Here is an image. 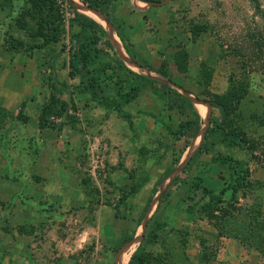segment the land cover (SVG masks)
I'll list each match as a JSON object with an SVG mask.
<instances>
[{"label":"rangeland","instance_id":"1","mask_svg":"<svg viewBox=\"0 0 264 264\" xmlns=\"http://www.w3.org/2000/svg\"><path fill=\"white\" fill-rule=\"evenodd\" d=\"M67 1L65 32L45 43L35 19L15 22L30 0H0V264H127L137 247L143 264H264V0H105L91 8L101 17ZM74 10L103 27L128 70L222 102L241 144L187 164L204 105L191 137L182 126L195 106L171 107L155 83L137 81L126 115L92 99L68 74ZM112 63V81H133ZM219 152L241 163L239 205L230 191L208 205L204 189L220 196L235 177L212 160Z\"/></svg>","mask_w":264,"mask_h":264},{"label":"trees","instance_id":"2","mask_svg":"<svg viewBox=\"0 0 264 264\" xmlns=\"http://www.w3.org/2000/svg\"><path fill=\"white\" fill-rule=\"evenodd\" d=\"M86 6L103 11L105 0H79ZM150 5H157L161 0H140ZM70 3L67 0H30V6L26 9L23 14L15 19L16 24L26 30L30 28V21L26 17H32L35 19L36 28L33 33L37 34L43 39L45 43L56 42L59 40L61 35L65 32L66 26L63 17V6ZM70 28L76 27L75 31L70 34V44L68 47V74L70 77H78L79 85L84 91H86L90 97L98 102H102L107 99H111L114 109L122 115L126 113L122 109V105L128 104L133 101L140 91L138 80L147 81L155 83L157 87L161 90V94L165 97H169L172 102L168 104L171 107L176 106L180 111H183L185 105L189 106L193 110V103L190 99L177 92L175 89L170 87L168 84L156 81L154 79L139 75L131 70H128L124 62L117 56L115 49L110 41L109 35L103 29V27L94 19L87 15H84L76 10H74L73 16L69 19ZM124 48L129 55H134L130 47L124 44ZM114 61L118 67L124 68L128 71L129 76L133 81L126 82V85L117 84L115 81L110 79L111 72L116 70ZM165 77V73H162ZM172 83L182 86L177 83L172 77H167ZM58 99H54L56 103ZM53 101V100H52ZM208 102L212 107H216L219 110V116L214 117L212 114L209 117L208 124L206 126L203 138L197 148V150L188 158L187 164L195 156L202 154V152H209L215 143H220L225 147H235L240 145V138L238 134L234 131H228L225 128V120L227 118V109L225 105L218 100H203ZM52 102L45 105L43 108L44 114H46L53 105ZM203 111V107L201 106ZM124 112V113H123ZM194 119L187 120L182 126V130L191 129L190 136L193 137L199 131V120L200 115L194 109L193 110ZM181 129L178 135L181 137L183 135ZM212 137V139H210ZM188 144V143H187ZM215 162H220L222 165H226L231 171L230 174L234 175L233 181L228 183L225 188L220 190V196L213 194L211 190H205L204 193L208 197L209 202L213 201L218 203L222 201V195L226 190L230 191L233 200L236 199L237 192L241 186L239 181L240 173L238 166L241 165L238 161L229 154H222L219 152L217 155L212 157ZM172 172V168L167 169L157 180L156 184L152 189V194L157 191V186L162 182V180L167 177ZM153 195L148 199L144 211L139 218L140 223L143 219L147 207L152 201ZM205 208V207H203ZM209 215L212 212L209 211ZM208 215V216H209ZM115 217H118V213L115 211ZM127 238L124 242L130 240ZM123 242V243H124ZM139 247L136 248L134 253L131 255L130 260L127 264H143V259L139 254Z\"/></svg>","mask_w":264,"mask_h":264},{"label":"crops","instance_id":"3","mask_svg":"<svg viewBox=\"0 0 264 264\" xmlns=\"http://www.w3.org/2000/svg\"><path fill=\"white\" fill-rule=\"evenodd\" d=\"M143 2V1H142ZM145 3V2H144ZM143 3V4H144ZM192 101V100H191ZM192 102H194V101H192ZM197 104H202V105H204L205 107H206V115H207V117L209 118L210 117V115L212 114V106L208 103V102H206V101H203V100H199V99H196V101L194 102V105L193 106H195V108H196V110H197V112H198V109H197ZM198 114L199 115H201L199 112H198ZM203 138V137H202ZM202 140V139H201ZM200 140V141H201ZM227 191H229V190H226V192ZM239 198L237 197L236 198V202H235V204H240V202H239V200H238ZM11 209H7L6 210V213L7 214H9L11 211H10ZM22 210H23V207H22ZM221 237H224V235L223 234H220V238ZM7 241V240H6ZM2 242H0V244H1ZM1 246H4L3 244L2 245H0V247Z\"/></svg>","mask_w":264,"mask_h":264},{"label":"bare ground","instance_id":"4","mask_svg":"<svg viewBox=\"0 0 264 264\" xmlns=\"http://www.w3.org/2000/svg\"><path fill=\"white\" fill-rule=\"evenodd\" d=\"M78 3H79V5L82 6V8H84L85 10H87V11H91L92 13H95V14H97L99 17H101V16H100V13H98L97 11H95V10H93V9H91V8H88V7L84 6L80 1H78ZM89 15H91L92 17H95V16H93V15L90 14V13H89ZM205 127H206V124H204L203 129H202V131H201V134L204 133V129H205Z\"/></svg>","mask_w":264,"mask_h":264},{"label":"water","instance_id":"5","mask_svg":"<svg viewBox=\"0 0 264 264\" xmlns=\"http://www.w3.org/2000/svg\"><path fill=\"white\" fill-rule=\"evenodd\" d=\"M83 4V3H82ZM84 6H86L85 4H83ZM86 7H88V6H86ZM89 8V7H88ZM193 101H196V99H194ZM208 121H209V118L207 119V123H206V126H207V124H208ZM205 129H206V127H205ZM205 129H204V132H205ZM204 134V133H203Z\"/></svg>","mask_w":264,"mask_h":264}]
</instances>
